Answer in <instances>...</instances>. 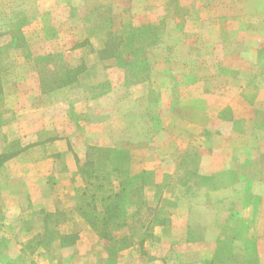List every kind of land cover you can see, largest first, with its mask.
Here are the masks:
<instances>
[{
    "label": "rangeland",
    "instance_id": "1",
    "mask_svg": "<svg viewBox=\"0 0 264 264\" xmlns=\"http://www.w3.org/2000/svg\"><path fill=\"white\" fill-rule=\"evenodd\" d=\"M247 30L264 31V0H0L1 125L11 124L13 110L23 112L29 105L44 104L38 98L43 94L52 96L49 103L53 115H59L56 105H63L67 96L71 121L85 105H72L71 100L78 97L101 96L94 110L84 113L85 121L123 114L125 106H129L123 103L124 94L130 89L132 94L145 93L141 99L145 100L142 103L145 106L127 113L132 132L115 134L119 142L128 137L137 141L148 137L153 143L175 140L177 135L160 130L161 126L168 127L167 130L183 127L190 120L187 79L207 76H221L225 81L234 79L237 65L251 63V53L242 52L237 44L242 39L241 32ZM244 72L248 76L254 73ZM259 72L264 71L258 69L256 73ZM261 79L264 80V74ZM146 80L148 84L140 85ZM177 81L179 85H175ZM13 92L21 95L13 98ZM141 100L131 102V106H138ZM222 114V120L228 124H221V117L215 114L210 119L214 132L206 139L212 143L221 140V134L215 132L217 128L223 130L226 140L230 136L228 131L235 128L229 109ZM156 127H160L157 133ZM4 129L5 132L0 129V147L5 142L9 149L2 153L5 158L0 159V166L18 147L6 138L15 134L13 126ZM178 135L177 140L184 143L185 134ZM116 149L89 146L86 155L77 161L78 191L82 193L79 205L103 245L117 241L115 235L121 234L115 232L123 227L113 226V221L122 218L117 214L111 217L113 211L119 210L109 209V202L101 201L103 195L119 188L122 182L125 193L121 201L126 196L135 199L139 193L141 199L133 206L146 202L149 211L155 208L159 194L166 188L183 184L189 169L186 160L189 152L184 150L185 165L180 167L179 176L175 179L165 176L163 182L154 184L150 171L124 166L129 154ZM23 184L9 180L6 169L0 171V250L10 236L36 242L76 234L69 215L60 218L57 232L52 229L38 232L35 221L29 224L30 228L28 224L26 227L22 223L18 226L3 222L6 209L19 205L25 210L28 206ZM148 211L132 215L133 237L152 233L149 228L141 230L135 222L137 217L140 220L152 216ZM47 220L53 219L47 216ZM106 233L109 235L105 236ZM130 241L133 240L121 239L113 245L117 251ZM210 264H264V241H219Z\"/></svg>",
    "mask_w": 264,
    "mask_h": 264
},
{
    "label": "crops",
    "instance_id": "2",
    "mask_svg": "<svg viewBox=\"0 0 264 264\" xmlns=\"http://www.w3.org/2000/svg\"><path fill=\"white\" fill-rule=\"evenodd\" d=\"M241 34L237 44L241 45L242 52L251 53V63L237 65L235 78L228 81L221 76L187 79L190 120L183 127L167 130L168 127L161 126L160 130L177 135L175 140L153 143L148 137L138 141L128 137L119 142L115 134L132 132L128 114L133 108L145 106L142 104L145 100H141L145 93L132 94L130 89L124 94L123 103L129 106H125L123 114L96 117V121H85L83 116L94 110L101 96L71 100L74 106L85 103V108L81 107L71 121L67 114V96L63 105H56L59 115H53L49 103L52 96L43 94L38 98L44 104L29 105L23 112L13 110L11 124L3 126L0 122L2 132L6 126H13L15 134L7 136V142L12 140L18 145L1 164L0 171L6 169L9 180L24 183L28 198L25 210L18 208L19 205L6 209L3 222L18 226L22 223L26 227L28 224L30 228L29 224L35 221L38 232L45 229L57 232L60 218L69 215L77 236L71 242L60 241L58 235L53 241L36 242L7 237L0 250V264H105L107 261L112 264H210L219 241H264V80L261 79L264 72L256 73L258 69L264 71V31L247 30ZM248 70L254 73L245 75L244 71ZM19 93L13 92L11 97L19 98ZM140 100L138 106H131V102ZM225 108L229 109L235 128L228 131L229 140L217 128L215 132L221 134V140L212 143L206 139L214 132L210 119L215 114L221 117V124H228L222 120ZM158 129L155 128V133ZM178 134H185L184 143L178 141ZM89 146L128 152L124 166L150 171L154 184L163 182L165 176L173 179L179 176L180 167L185 165V150L189 152L188 174L179 187L166 188L159 194L154 209L148 211L146 202L142 201L135 206L127 203L126 224L115 232L121 234L115 235L119 241L103 245L79 205L82 193L78 191L77 161L86 155ZM8 149L5 142L1 144L0 155ZM144 210L152 216L134 218L135 222L141 230L149 228L152 233L133 237L132 215H142ZM47 216L53 220H47ZM125 238L133 241L116 251L113 243L119 244Z\"/></svg>",
    "mask_w": 264,
    "mask_h": 264
},
{
    "label": "trees",
    "instance_id": "3",
    "mask_svg": "<svg viewBox=\"0 0 264 264\" xmlns=\"http://www.w3.org/2000/svg\"><path fill=\"white\" fill-rule=\"evenodd\" d=\"M11 154L12 153H10V156H11ZM3 156L4 155L1 154L0 155V159ZM4 158H5V156H4ZM123 192L125 193V187H123L122 182H120L119 183V190H118V192L111 191L108 195H103L101 197V201L106 200V201L109 202L108 203V208L110 206L109 209H118L119 210V211H117V213L113 211L112 214H111V217L113 215L117 214L120 218H122V219L118 220V222H116V221H113L112 222L113 223V226L115 228H119V227L124 226L126 224L125 223V205L127 203H135L136 204L141 199V196H142V195L141 196L140 195L138 196L139 193H136L137 194V197L135 199H132L131 196H126L125 199L124 200L122 199V201H121V196H122ZM84 216H85V213H84ZM108 235H109V233H106L105 234V236H108ZM76 238H77V236L75 234H73V235H63V236H61L60 241L71 242V241H75ZM110 239L111 240L112 239L114 240V237L110 236ZM125 239H123V241ZM53 240H54V238H53ZM53 240H51V241H53Z\"/></svg>",
    "mask_w": 264,
    "mask_h": 264
}]
</instances>
